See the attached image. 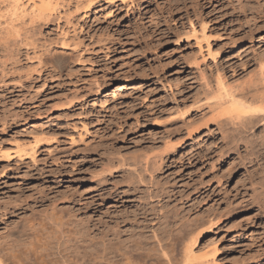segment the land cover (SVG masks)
I'll use <instances>...</instances> for the list:
<instances>
[{
	"label": "rangeland",
	"instance_id": "374dc122",
	"mask_svg": "<svg viewBox=\"0 0 264 264\" xmlns=\"http://www.w3.org/2000/svg\"><path fill=\"white\" fill-rule=\"evenodd\" d=\"M33 2L23 0L29 13L21 14L13 0H0L1 252H10L9 243L18 234L24 242L20 249L34 242L40 251L31 257L37 264H55L62 261L60 246L70 229L90 230L86 236L92 240L84 238L96 246L98 229L105 232L116 223L131 242L142 238L138 241L155 244L152 238L158 236V245L159 238L171 235L172 243L183 248L181 241L195 221L198 227L204 216L221 212L229 218L192 251L201 254L215 247L214 264H264V192L258 200L251 191L255 181L264 185V146L253 157L243 148L220 156L225 149L210 120L215 114L202 97L207 85L217 89L222 84L235 93L241 86L244 93L263 90L257 85L260 80L264 85V0ZM35 3H50V12L34 15ZM189 122L191 128L205 130L189 139L194 130L186 129ZM135 155L150 161L138 164ZM107 157L117 160L107 163ZM147 163H154L149 168L157 167L155 173L144 167ZM128 166L139 179L145 176V183L133 179L131 174H137ZM161 205L169 218L158 225L154 215ZM195 214L203 216L198 217L202 222ZM187 220L193 225L177 240L175 230ZM24 258L18 257L20 264Z\"/></svg>",
	"mask_w": 264,
	"mask_h": 264
},
{
	"label": "bare ground",
	"instance_id": "6f19581e",
	"mask_svg": "<svg viewBox=\"0 0 264 264\" xmlns=\"http://www.w3.org/2000/svg\"><path fill=\"white\" fill-rule=\"evenodd\" d=\"M22 1L23 0H13V2H14V4L16 5V11H19V13H21V14H24L25 12L26 13H29L28 11H26L27 9H26V5H22L23 3H22ZM55 2V1H54ZM32 3H34L33 2V0H32ZM50 3H51V1H50ZM50 3L49 4H47L48 6L50 5ZM87 3V2H86ZM29 4H30V0H29ZM40 4V3H39ZM32 5V4H31ZM42 6H40V7H34V6H36V3H35V5H33L32 7L33 8H31L32 10L31 11H33L32 13H34V15H35V13H43L44 12V14H45V12L46 13H48V12H50L49 10H51L50 8H48L47 7V5L46 4H41ZM51 5H52V3H51ZM28 6V5H27ZM51 7V6H50ZM52 8V7H51ZM49 9V10H48ZM30 11V10H29ZM48 11V12H47ZM31 16L33 17V14H31ZM46 16V15H45ZM259 80V79H258ZM205 81V80H204ZM253 81V80H252ZM99 82V81H98ZM220 83H223V81L221 82V80L219 81ZM258 84L259 83V81H256V80H254V84H256V83ZM260 82L261 83H259L257 86H259L260 84H262V85H260V87L261 86H264L263 85V83H262V81L260 80ZM94 83V82H93ZM96 83V82H95ZM100 83V82H99ZM121 83V82H120ZM250 83V82H249ZM252 83V82H251ZM251 83L249 84V85H251ZM96 84H98V83H96ZM121 84H124V82L123 83H121ZM253 84V83H252ZM101 84H98V86H100ZM204 85V84H203ZM205 85H207V83L205 82ZM216 85H218L219 86V84H216ZM215 85V86H216ZM222 84H220V86H221ZM91 86V85H90ZM95 86V85H94ZM97 86V85H96ZM95 86V87H96ZM97 86V87H98ZM208 86V88L206 87V89H205V91L203 92V94H202V97H203V101H205V102H207V103H209V102H211L212 101V103H211V105H209V104H207L206 103V106H208L207 108L210 110L211 108V110L214 112V114H215V117L213 116V118L212 119H214L215 118V120H212V119H210L211 120V122L213 121V123L212 124H214V126H215V128H217V131H218V133L220 134V136H221V141H222V147L221 148H223V149H225L226 151H227V153L225 152V150H223V152H224V155L223 154H221L220 156H222V157H225V156H228V155H230L231 153H236L237 152V150L238 149H240V148H243L244 149V152L249 156V157H253V156H256L255 154H257V153H255V151L257 152V150L256 149H259L260 147L262 148L263 146H264V87L262 88L261 87V90L262 91H260V90H257V92L254 90V88H253V86H252V88H253V90L256 92V93H250V92H245L244 93V91L242 90L243 89V87L241 86V87H239V89H241V91H238V93L236 92L235 93V91H236V89L235 88H232V89H235V91L234 90H232V89H230L231 91H233V92H231L230 90V92L228 91H225L223 88H222V86L220 87L219 86V88L217 87V89H216V87H215V89H213L212 87H214V86H209V85H207ZM225 86V85H224ZM251 86H250V88H251ZM95 87H94V90H92L93 89V86H92V89H91V87H90V90H92L91 92H93V91H98L97 89L95 90ZM211 87V88H210ZM256 87V86H255ZM203 88H204V86H203ZM228 88H229V86H228ZM99 89V88H98ZM238 89V88H237ZM117 90H118V88H117ZM116 90V91H117ZM228 90V89H227ZM252 90V89H251ZM201 91H203V90H201ZM243 91V92H242ZM100 91H98V93H96L95 95L96 96H98L100 93H99ZM240 92V93H239ZM201 93V92H200ZM200 93H198V96H199V94ZM197 96V95H196ZM201 97V98H202ZM197 97H195V99H196ZM199 99V98H198ZM195 101V102H194ZM193 102L194 103H198V102H196V100H194ZM202 102V101H201ZM205 102H204V104H205ZM193 103V104H194ZM203 103V102H202ZM195 105V104H194ZM190 106V105H189ZM199 106V105H198ZM197 105H196V107H198ZM211 106V107H210ZM201 107L203 108V106L201 105ZM191 108V107H190ZM199 108L200 107H198V110H199ZM187 110V109H186ZM210 110V111H211ZM181 111V110H180ZM209 111V112H210ZM211 111V112H212ZM186 112V111H185ZM210 112V113H211ZM212 112V113H213ZM181 113V112H180ZM183 114H185V113H183ZM189 114V113H188ZM213 114V115H214ZM205 116V115H204ZM204 116L202 117V118H204ZM212 116V115H211ZM206 118V117H205ZM208 119V118H207ZM191 120V119H190ZM194 121V120H193ZM192 121V122H193ZM199 121V120H198ZM191 122V123H192ZM196 123H198L197 121H195ZM206 122V121H205ZM190 123V122H189ZM190 123V125L189 124H186V125H188V126H186V129H187V127L189 128V126H190V128H191V125L193 126V124H191ZM206 123H208V122H206ZM194 125H196V124H194ZM202 125V124H201ZM203 125H205L204 123H203ZM213 126V127H214ZM208 127V125H205V128H207ZM189 128V131L193 128L194 129V127H192L191 129ZM211 129V128H210ZM203 130H205V129H201L200 128V126H199V128H198V126L196 127L195 126V129L191 132L190 131V133H189V139L191 138L190 136L192 135V134H200ZM260 130V132H259V134L261 133V135H262V141L259 139V141H261V142H259L258 141V139H257V137H260V136H257L256 137V133L258 132ZM188 131V130H187ZM208 132H209V130H207ZM211 132V131H210ZM185 133V132H184ZM187 135H188V133H187ZM196 137V136H195ZM220 138V137H219ZM257 140H256V139ZM184 144V143H183ZM170 145V144H169ZM263 145V146H262ZM166 146V145H165ZM219 146H221V145H219ZM168 148H170V146H167ZM182 147V146H181ZM260 148V149H261ZM173 149V148H172ZM218 150H221V149H218ZM221 150V151H222ZM240 150H242V149H240ZM262 151H264V150H262ZM239 152V151H238ZM238 152H237V154H238ZM165 153V152H164ZM226 153V154H225ZM259 154H260V152H258ZM262 153V152H261ZM243 154V153H242ZM241 154V155H242ZM263 154V153H262ZM141 155V154H140ZM140 155H138L137 157H139ZM161 155H163V154H160V156L158 155V157H160L161 159L159 160V165H161V164H164L163 163V161H165L162 157H161ZM142 156V155H141ZM141 156H140V158H141ZM164 156H165V154H164ZM239 157V159L241 158L240 157V154L238 155ZM243 156V155H242ZM259 156V155H258ZM262 156H264V155H262ZM114 157V156H113ZM135 157H136V155H135ZM133 158L132 157V159H133V161L134 160H136V159H138V158ZM143 157V156H142ZM147 157H149V156H147ZM154 157H156V158H154ZM219 157V156H218ZM237 157V156H236ZM150 158H152L151 156H150ZM153 158L155 159V160H158V158H157V154H156V156H153ZM221 158V157H220ZM255 158V157H254ZM262 158V157H261ZM107 163H110V162H112V161H115V160H117V158L114 160H112V161H110L109 160V158L107 157ZM144 158H142V160H143ZM149 159V158H148ZM218 159V158H217ZM256 159H257V157H256ZM264 159V158H263ZM119 160V159H118ZM121 160V159H120ZM120 160H119V162H120ZM127 160V159H126ZM129 160H131V159H129ZM139 160H141V159H138L137 161H134V162H136V163H138V164H141V163H146V162H144V160L142 161V162H138ZM155 160H153V161H155ZM220 160V159H219ZM245 161H247L246 159H244ZM249 161H250V159H248ZM259 160V159H258ZM109 161V162H108ZM145 161H148V160H145ZM150 161V160H149ZM148 161V162H149ZM152 161V160H151ZM152 161V162H153ZM242 161H243V159H242ZM257 161V160H256ZM128 162V161H127ZM157 162V161H156ZM244 162V161H243ZM252 162V161H251ZM261 162H263V161H261ZM125 163H126V161H125ZM133 163V162H132ZM257 163V162H256ZM117 165H121V167H122V165H123V167L122 168H125V164H121V163H116ZM137 164V165H138ZM149 164V165H148ZM151 163H147V165L148 166H144V167H148L147 169H149L150 170V168H149V166H152L153 167V165H154V163H152V165H150ZM157 164V163H156ZM109 165V164H108ZM113 165V164H112ZM119 165V166H120ZM126 165H127V163H126ZM129 165V164H128ZM136 165V164H135ZM142 165V164H141ZM146 165V164H145ZM158 165V164H157ZM158 165V166H159ZM251 165V164H250ZM260 165V164H259ZM106 166V165H105ZM131 166V165H130ZM130 166H128V167H130ZM139 166V165H138ZM138 166H137V168H138ZM107 167V166H106ZM112 167H114V165L112 166ZM140 168H142V166H139ZM155 167V166H154ZM160 167H162V165L160 166ZM263 167H264V165H263ZM127 168V167H126ZM156 169H158L157 167H155ZM262 168V167H261ZM105 169V168H104ZM108 169V168H107ZM119 169H120V167H119ZM118 168H117V170H119ZM131 169H133L132 167H130L129 168V170H130V172H131ZM143 169V168H142ZM147 169H145L146 170V173H149V175L150 176H152L151 174H150V172L151 171H153V173H155L154 172V170H156V169H154V170H150V172L148 171L147 172ZM159 169H161V168H159ZM125 170V169H124ZM128 170V169H127ZM128 170V171H129ZM144 170V171H145ZM103 171V170H102ZM108 171V170H107ZM112 171V170H111ZM133 171V170H132ZM140 171L141 172H143V170H141L140 169ZM109 172V171H108ZM122 172H123V169H122ZM135 174H137L136 173V170H134L133 171ZM133 172H131V173H133ZM262 172H263V174H264V171L262 170ZM103 173V172H102ZM146 173H144L143 174V176L146 174ZM152 173V172H151ZM109 174H110V172H109ZM124 174V173H123ZM122 174V175H123ZM134 174V175H135ZM118 175V174H117ZM120 175V174H119ZM132 175V178L134 179L135 178V180H140L141 182L144 180V177H143V180H141V179H139L137 176H139L138 174L137 175H135V176H133V174H131ZM147 175V174H146ZM149 175H148V177H149ZM112 176V175H111ZM116 176V175H115ZM126 177V176H125ZM125 177H122V178H125ZM137 177V178H136ZM103 178V177H102ZM101 178V179H102ZM127 179H128V177H126ZM124 179V180H126V182H127V179ZM147 178V177H146ZM154 178V177H153ZM152 178V179H153ZM120 179V178H119ZM133 179H132V181H133ZM147 179H149V178H147ZM146 179V180H147ZM151 179V178H150ZM263 179V176H262V178L260 179V180H262ZM105 180H107V179H105ZM120 180H122V179H120ZM124 180H122V181H124ZM137 180V181H138ZM155 180V179H154ZM115 181V180H114ZM136 181V182H137ZM145 181V180H144ZM150 181V180H149ZM148 181V182H149ZM254 181V180H253ZM264 181V180H263ZM102 182V181H101ZM100 182V183H101ZM134 182V181H133ZM133 182H132V184H133ZM147 182V181H146ZM260 182H262V181H259V183H257L256 181H255V183H257V185L254 183V185H253V183H250V185L252 184L253 186H252V194H257L258 193V200H259V198L262 196V198L264 197V195H261V193H259V192H264V185L262 184L261 185V183ZM138 183H139V181H138ZM137 183V184H138ZM142 183H145V182H142ZM149 183H154L155 184V186H157V184H158V181L157 182H154L153 180H152V182H149ZM149 183H147V184H149ZM264 183V182H263ZM136 184V183H135ZM146 184V185H147ZM154 184H152V187H155V186H153ZM256 185V186H255ZM148 186V185H147ZM160 187H162L161 185H159ZM150 187H151V185H150ZM160 187H158L159 188V191L163 188H160ZM134 189H135V187H133ZM140 188V187H139ZM127 189V188H126ZM146 189H148V188H146ZM251 188L249 187V190H250ZM133 190V189H132ZM136 190V189H135ZM138 190V189H137ZM136 190V191H137ZM149 190L150 189H148V190H144V191H148L149 192ZM165 190V192H166V194H167V189H164ZM171 190V189H170ZM195 190H196V188H195ZM123 192L125 191V190H122ZM129 191V190H128ZM142 191H143V189H142ZM141 191V192H142ZM144 191H143V194H144ZM156 191V190H155ZM162 192H163V190H161ZM173 191V190H172ZM192 191H194V189L192 190ZM151 192V191H150ZM149 192V193H150ZM158 192V190L156 191V193ZM161 192V193H162ZM165 192H163V193H165ZM179 192V191H178ZM180 192H181V190H180ZM183 192V191H182ZM189 192V191H188ZM202 192V191H201ZM147 193V192H146ZM148 193V194H149ZM155 194V192L153 191L152 192V194ZM162 193V194H163ZM153 194V195H154ZM161 194V195H162ZM165 194V196H167ZM173 194V193H172ZM178 194V193H177ZM187 194V193H186ZM185 194V195H186ZM190 194V193H189ZM197 194V193H196ZM254 194V195H255ZM259 194L261 195L260 197H259ZM264 194V193H263ZM146 194H144V196H145ZM151 195V194H150ZM158 195H160L159 193H158ZM161 195L159 196V197H161ZM168 195H170V194H168ZM178 195H180V199H181V193H179ZM194 195V194H193ZM172 196H174V195H172ZM176 196V195H175ZM152 197H154V196H152ZM152 197H150V198H152ZM155 197H156V195H155ZM189 197V195L187 196V198ZM256 197H257V195H256ZM255 197V198H256ZM145 198V197H144ZM147 198H148V196H147ZM146 198V199H147ZM156 198H158V197H156ZM155 198V199H156ZM173 198V197H172ZM185 198V197H184ZM154 199V198H153ZM165 199V198H164ZM264 199V198H263ZM262 199V200H263ZM147 200H149V199H147ZM159 200V199H158ZM163 200V199H162ZM166 200H169V199H167L166 198ZM170 200H172V199H170ZM182 200V199H181ZM181 200H178V201H181ZM187 200V199H186ZM199 200V199H198ZM152 201V200H151ZM161 201V200H160ZM256 201H257V198H256ZM261 201V200H260ZM154 202V201H153ZM156 202V201H155ZM172 202V201H171ZM195 202V201H194ZM192 204H193V202H191ZM197 203V202H196ZM261 203V202H260ZM264 203V202H263ZM147 204V203H146ZM145 204V205H146ZM163 204V203H162ZM167 204V203H166ZM189 204V203H188ZM258 204H259V202H258ZM262 204V203H261ZM151 205V204H150ZM150 205L149 206H147V207H150ZM154 205V204H153ZM159 204H157V205H155V206H158ZM172 205H173V203H172ZM171 204H169V207H168V205H167V207H165L166 209V211H167V209L168 208H171V206H172ZM263 205V204H262ZM190 206H192V205H190ZM146 207V206H145ZM146 207V208H147ZM151 207H152V209L153 208H155V207H153L152 205H151ZM162 207H164V206H162L161 205V210L160 209H158L159 210V213L157 214V215H154V216H156V220H157V223H158V225H160V224H163V223H165L164 221H166L167 222V220H168V215L166 214V213H163V210H162ZM176 207V206H175ZM194 207V206H193ZM264 207V206H263ZM262 207V208H263ZM261 207H260V209H262ZM164 209V208H163ZM175 209V208H174ZM174 209H172V210H174ZM177 209V208H176ZM149 210V209H148ZM155 210H157L156 208H155ZM171 210V209H170ZM180 210V209H179ZM183 210V209H182ZM181 210V211H182ZM191 210V209H187V212H189V211ZM207 210H208V208H207ZM210 210V209H209ZM209 210H208V212H209ZM177 211V210H176ZM210 211H212V210H210ZM227 211V210H226ZM229 211V210H228ZM231 211V210H230ZM154 213H155V211H153ZM153 212L151 211V213H152V216H153ZM175 212V211H174ZM178 212V211H177ZM177 212H175V213H177ZM183 212V211H182ZM191 212V211H190ZM214 213H215V211H213ZM149 213V212H148ZM167 213H172V212H167ZM184 213V212H183ZM183 213H180V214H182V216H183ZM203 213V212H202ZM201 213V214H202ZM207 213V212H206ZM211 213V212H210ZM221 213V212H220ZM220 213H217V214H211V215H209L208 213V215L209 216H207V217H205V219H204V217L203 216H200V214H199V216H200V218L201 217H203V220H202V218L200 219V220H202V221H200L199 219H198V215L197 214H195V215H197V217H195V218H197L198 220L197 221H199V222H202L201 224L198 222V224H200L198 227H196V225H195V218L193 217H191L190 216V218H192V219H194V226H195V228H193L192 226V228L191 227H189V229H193V230H191V231H189L188 233H187V235H186V237H184V241H181V242H183L182 243V245H183V248H180L181 246H180V244L179 245H177V247H176V245H175V243L173 242L172 243V241L175 239H171V238H173L171 235H169L170 237H168L167 236V234L169 233L168 231H167V229H165V228H168V227H165V228H163V227H160V228H163L164 229V232H165V230L167 231V234H166V236L168 237V239H167V237H164L165 239H161V238H159V239H161V240H159L158 239V245H156L157 243H156V237L158 238V236H156V237H153L152 238V236H150L151 238H152V240H155V241H153L155 244H149L148 242H150V241H147V243H142V242H139L140 240L141 241H143L142 240V238L141 239H138L137 241H135V240H133L134 242H131V240L129 241V240H127V239H124L123 237H122V234H123V230L120 228V224H114L113 226H111V227H107L108 228V230L107 231H105L104 232V230H102L101 231V229H98V233H96V235H98L97 236V238H96V240H101L100 241V243L98 242V241H96V242H98V243H96V246H95V244L93 245V243L91 244V245H93V246H91L89 243H86L87 242V238L85 239L84 238V236L85 237H90V236H86V234H88V232L90 231V230H86L84 227H81V226H79V229L76 231V229H72V231H74V232H70L71 231V229H70V231H68V233L67 234H69V235H66L65 236V238H66V241L64 242V240L61 242V246L60 247H62V245L64 246L63 247V250L62 251H60L61 253L63 252L64 253V256H62L61 258V260L62 261H60V262H56L55 264H214V263H216V261L214 260V258H216L215 256L218 254V249H216L215 247H214V249H211V251L209 252L208 250H207V252L205 253V252H201V254L199 253V254H195L193 251H192V249H191V247H196V246H198L199 245V243H200V241L202 240V238L205 236V234H208V233H210L211 231H212V229H216V228H218L221 224H222V221L225 219V218H227L228 217V214L226 213V215H224L225 213H222V214H220ZM203 214H205V212L203 213ZM150 215V214H149ZM175 215V214H174ZM152 216H150V217H152ZM171 216H172V214H171ZM176 216H178V217H180L179 215H176ZM181 216V217H182ZM136 217H138V216H134V218H136ZM149 217V218H150ZM175 217V216H174ZM188 217V216H187ZM146 218V217H145ZM148 218V217H147ZM183 218V217H182ZM185 218V217H184ZM229 218V217H228ZM174 219V218H173ZM191 219V220H192ZM83 220V219H82ZM122 220H124V219H122ZM144 220V219H143ZM146 220V219H145ZM144 220V221H145ZM172 220V219H171ZM181 220V219H180ZM84 221V220H83ZM119 221V220H118ZM125 221V220H124ZM143 221V222H144ZM153 221V220H152ZM175 221V220H174ZM120 222H121V220H120ZM134 222V221H133ZM146 222V221H145ZM144 222V223H145ZM151 222V221H150ZM169 222H170V220H169ZM172 222V221H171ZM192 223V221H190V220H187V221H183L182 223H180V226H178V228H176V230L173 228V230H175L174 232L177 234H175L174 233V235L175 236H178L181 232H182V230L186 227V226H190L189 224H191ZM78 223V222H77ZM76 223V224H77ZM134 223H136L137 224V222H134ZM149 223V222H148ZM176 223H177V221H176ZM83 224V223H82ZM86 224V223H85ZM85 224H84V226H85ZM122 224V223H121ZM143 224V223H142ZM146 224V223H145ZM151 224V223H150ZM178 224V223H177ZM193 224H191V225H193ZM78 225V224H77ZM77 225H76V227H77ZM80 225V224H79ZM137 225H139V224H137ZM141 225V224H140ZM157 225V224H156ZM167 225V224H166ZM166 225H163V226H166ZM169 226V225H168ZM171 226V225H170ZM75 227V228H76ZM81 227V228H80ZM174 227H175V225H174ZM78 228V227H77ZM87 228V227H86ZM139 228V227H138ZM146 228V227H145ZM150 228V227H149ZM88 229V228H87ZM152 229V228H151ZM163 229H161L162 231L160 232V236L159 237H161V236H163V235H161V233L163 234ZM172 229V228H171ZM142 230V229H141ZM140 230V231H141ZM154 230V229H153ZM169 230V229H168ZM88 231V232H87ZM152 231V230H151ZM150 231V232H151ZM157 231H158V229H157ZM142 232V231H141ZM154 232V233H153ZM152 233L153 234H155V231H153ZM143 233V232H142ZM179 233V234H178ZM156 234L158 235V233L156 232ZM165 234V233H164ZM6 235H8V234H6ZM18 235V234H17ZM16 234H14V236H15V238H13L12 240H11V242L9 243V247L7 246V242H6V248H4V249H7V247H8V250H10V252H1V250H0V264H20V261H21V259L20 260H18V257L20 256V255H22L23 257H25L24 259H25V261H24V263L23 264H29V262L31 261V262H33L32 260H35V254L36 253H38L39 254V252L37 251L38 249H37V247L35 246V244H34V242H31V246L30 247H25L24 245V247L25 248H27V249H25V251L24 250H22V249H20L19 247H21L22 246V244L24 243H20L21 242V240H20V237H16L17 236ZM65 235V234H64ZM89 235V234H88ZM142 235H144V234H142ZM147 236H149L148 234H146ZM173 235V234H172ZM173 235V236H174ZM181 235V234H180ZM19 236V235H18ZM63 237V236H62ZM146 237V236H145ZM181 237V236H180ZM11 238H12V236H11ZM10 238V239H11ZM64 238V237H63ZM91 238V237H90ZM90 238H88V239H90ZM182 238V237H181ZM84 239L86 240V241H84ZM151 240L150 238H147V240ZM176 239L178 240L179 239V236L178 237H176ZM5 240V239H4ZM3 240V241H4ZM9 240V239H8ZM26 240V239H25ZM91 240H92V238H91ZM181 240V239H180ZM179 240V241H180ZM10 241V240H9ZM94 241V240H93ZM5 242V241H4ZM90 242V241H89ZM176 242V241H175ZM180 242V243H181ZM151 243V242H150ZM177 243H179V242H177ZM98 244V245H97ZM189 244H192L191 246H188ZM1 248V247H0ZM10 248V249H9ZM179 248H180V251L182 252L181 254H179ZM2 249V248H1ZM20 249V250H19ZM90 250V251H89ZM7 251V250H6ZM203 253V254H202ZM40 254H42V253H40ZM35 257L34 259H31V257ZM41 256V255H40ZM43 256V258H46V257H49V255H45V254H43L42 255ZM260 256V255H259ZM26 257L28 258V260H26ZM37 258H39V257H37ZM42 258V257H41ZM43 258L41 259V261H43ZM164 258V260L165 261H163L162 259ZM29 261V262H28ZM40 261V260H39ZM31 262H30V264H31ZM44 262V261H43ZM35 263L37 264L38 263V259H36L35 260ZM40 263V262H39ZM262 263V262H261ZM32 264H34V263H32ZM45 264V263H44ZM257 264V263H256Z\"/></svg>",
	"mask_w": 264,
	"mask_h": 264
}]
</instances>
